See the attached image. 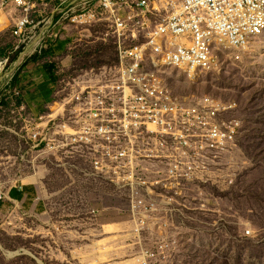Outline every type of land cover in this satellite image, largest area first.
<instances>
[{
  "label": "built area",
  "instance_id": "obj_1",
  "mask_svg": "<svg viewBox=\"0 0 264 264\" xmlns=\"http://www.w3.org/2000/svg\"><path fill=\"white\" fill-rule=\"evenodd\" d=\"M262 2L0 0L22 55L41 54L59 31L95 25L107 29L115 46L113 65L67 81L38 114L13 84L20 62L0 88V127L18 138L37 167L13 187H34L27 206L12 200L10 189L0 192V202L22 219L34 217L36 235L48 239L56 262L159 264L177 232L231 224L228 213L219 212L217 193L229 189L234 171L247 161L239 144L241 122L222 102L167 97L149 76L166 74L162 61L191 65L192 80L200 70L215 69L204 51L210 36L244 53L250 32L264 22ZM248 15H255V24H248ZM55 167L64 174L62 191L75 183L94 191L59 193L65 199L53 203L58 194L46 190L36 173ZM245 227L241 223V237L250 236Z\"/></svg>",
  "mask_w": 264,
  "mask_h": 264
},
{
  "label": "rangeland",
  "instance_id": "obj_2",
  "mask_svg": "<svg viewBox=\"0 0 264 264\" xmlns=\"http://www.w3.org/2000/svg\"><path fill=\"white\" fill-rule=\"evenodd\" d=\"M52 8H48L47 16ZM0 14L4 19L0 20V60L11 52L2 73L19 58L21 68L29 65L45 74L50 87H42L40 91L49 102L56 101L58 98L52 99V94L77 75L98 73L116 62L113 39L107 29L99 25L59 31L60 37L53 42L49 39L41 54L22 55V49H15L16 39L10 29L12 21L3 12ZM206 50L218 57V65L211 71L200 70L194 80L184 68L165 66H162L164 76L149 78L153 84H162V90L169 97L204 96V101L229 105L233 109L232 116L241 122L239 144L247 161L234 171L229 189L217 193L221 198L219 212H227L231 222L226 230L221 224H213L203 233L198 230L177 232L175 245L166 249L159 264H264V23L250 33L242 54L212 37L206 43ZM44 65L50 66L48 69L55 80L49 78ZM1 128L0 192H6L18 185L27 171L32 173L37 167L34 160L26 156L18 138ZM62 162L71 164L73 161L62 159ZM73 163L78 164L76 160ZM51 170L42 168L36 174L46 190L58 194L53 203L65 199L59 193L78 197L85 191H94L91 185L82 183L62 191L66 185L61 179L62 170L59 167ZM70 174L81 176L75 170ZM34 180L33 176L30 183ZM102 191L108 193L109 190ZM2 206L0 202V264H59L45 244L48 239L36 235L39 228L34 217L22 219L16 210L12 212ZM241 223L250 231L249 237L240 236Z\"/></svg>",
  "mask_w": 264,
  "mask_h": 264
},
{
  "label": "crops",
  "instance_id": "obj_3",
  "mask_svg": "<svg viewBox=\"0 0 264 264\" xmlns=\"http://www.w3.org/2000/svg\"><path fill=\"white\" fill-rule=\"evenodd\" d=\"M3 14L7 16V14ZM5 23L4 21V24ZM10 54L11 52L8 51L7 56L0 61L5 60V58L7 59ZM15 78L14 85L23 90L24 100L33 113H40L43 111L44 106L52 102L47 101L40 91L42 87H50V83L45 74L43 75L41 72H36L32 69V66L28 65L25 68L20 67L19 71L16 72ZM9 197L14 201L24 202L27 206L29 204L28 200L35 197V189L32 186H25L23 190L19 192L16 188H12L9 190Z\"/></svg>",
  "mask_w": 264,
  "mask_h": 264
},
{
  "label": "bare ground",
  "instance_id": "obj_4",
  "mask_svg": "<svg viewBox=\"0 0 264 264\" xmlns=\"http://www.w3.org/2000/svg\"><path fill=\"white\" fill-rule=\"evenodd\" d=\"M262 9H264V0H262ZM1 13V12H0ZM3 15L0 14V20H2L3 18ZM4 20V19H3ZM263 20H264V11H263ZM264 22H257L256 23V27L263 24ZM248 24H255V15H248ZM251 33V32H250ZM214 38V39H221L220 37L218 36H210V37H207L206 38V43L208 41V39L210 38ZM249 36L247 37V40H248ZM206 43H205V46H204V51H207L206 50ZM233 48H236L235 45H231L230 43H225ZM7 59L3 60L0 62V69L2 67V64L6 62ZM209 60H210V67L212 68H215L217 65H218V57L215 55V54H211L209 53ZM162 66H165V67H173V68H184L185 70H188L189 72H191V65H186V64H175V63H172L170 61H162ZM206 70H209L211 71L212 69H206ZM149 83L153 84L152 80L149 78ZM162 93H166L162 90ZM167 97H169L167 94H166ZM54 105H52V107H54Z\"/></svg>",
  "mask_w": 264,
  "mask_h": 264
},
{
  "label": "water",
  "instance_id": "obj_5",
  "mask_svg": "<svg viewBox=\"0 0 264 264\" xmlns=\"http://www.w3.org/2000/svg\"><path fill=\"white\" fill-rule=\"evenodd\" d=\"M34 45H35V42H33L31 45H29L28 49L24 53L29 52L33 48ZM18 62H19V58L17 59V62L7 72L3 73L0 76V88L5 84L6 78L8 76H10L15 71V68H16Z\"/></svg>",
  "mask_w": 264,
  "mask_h": 264
},
{
  "label": "trees",
  "instance_id": "obj_6",
  "mask_svg": "<svg viewBox=\"0 0 264 264\" xmlns=\"http://www.w3.org/2000/svg\"><path fill=\"white\" fill-rule=\"evenodd\" d=\"M45 53H46V52H45ZM2 61H3V60H2ZM44 66H45L46 70L50 67V66H48V65H44ZM47 75L49 76V78H50L51 80H55L53 74L49 71V69L47 70ZM14 80H15V79H14ZM13 84H14V81H13Z\"/></svg>",
  "mask_w": 264,
  "mask_h": 264
}]
</instances>
